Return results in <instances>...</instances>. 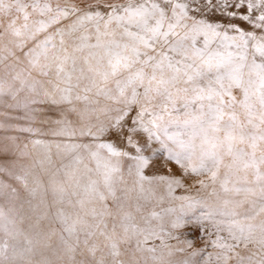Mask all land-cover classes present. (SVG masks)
<instances>
[{
    "label": "snow or ice",
    "instance_id": "obj_1",
    "mask_svg": "<svg viewBox=\"0 0 264 264\" xmlns=\"http://www.w3.org/2000/svg\"><path fill=\"white\" fill-rule=\"evenodd\" d=\"M0 104V264H264V0H0Z\"/></svg>",
    "mask_w": 264,
    "mask_h": 264
},
{
    "label": "rangeland",
    "instance_id": "obj_2",
    "mask_svg": "<svg viewBox=\"0 0 264 264\" xmlns=\"http://www.w3.org/2000/svg\"><path fill=\"white\" fill-rule=\"evenodd\" d=\"M22 111L15 110V109H8L2 104H0V124L5 125V128H0V148H2L5 143L11 146V141H5V137L7 136H14L17 137L16 143H27L33 139H43V140H51L52 137L50 136H39L33 135L27 132H20L17 130L18 127H33V128H43L47 130V126L41 125L39 122L31 123L28 120H19L15 119L14 117L22 115ZM11 126V127H8ZM7 156L3 153H0V163L6 162ZM152 164L150 165L149 169L146 170L147 174H156V175H168V170L171 169L172 173L175 174L178 178L182 179L184 182V187L177 188L175 194L176 195H192L198 196L195 182L197 179H201L204 177H194L192 175L185 176L183 175V170L180 168L175 161L167 160V153L163 150L158 148L157 152L154 153L151 157ZM200 195H206V193H200ZM176 205H179V201L174 202ZM167 206V203L165 204ZM204 211L203 206H197L194 209L189 210L185 213V218L189 221V223L179 229V233H181V239H188L193 242L194 248H203L205 247L208 236L205 234L203 228L199 226L196 221V218L202 214ZM226 235V234H225ZM215 238L214 236L212 237ZM171 244H176L175 240L169 241ZM208 251H213L211 247H208Z\"/></svg>",
    "mask_w": 264,
    "mask_h": 264
}]
</instances>
